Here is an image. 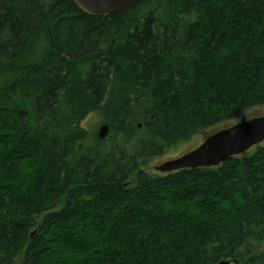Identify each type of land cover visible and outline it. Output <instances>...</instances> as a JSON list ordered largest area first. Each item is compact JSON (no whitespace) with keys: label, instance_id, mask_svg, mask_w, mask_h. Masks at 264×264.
Wrapping results in <instances>:
<instances>
[{"label":"trees","instance_id":"1","mask_svg":"<svg viewBox=\"0 0 264 264\" xmlns=\"http://www.w3.org/2000/svg\"><path fill=\"white\" fill-rule=\"evenodd\" d=\"M258 106L264 0H0V264H264V145L144 170Z\"/></svg>","mask_w":264,"mask_h":264},{"label":"water","instance_id":"2","mask_svg":"<svg viewBox=\"0 0 264 264\" xmlns=\"http://www.w3.org/2000/svg\"><path fill=\"white\" fill-rule=\"evenodd\" d=\"M140 0H73L84 13L92 16H107L121 12ZM140 127V126H139ZM108 128L101 127L98 139L104 140ZM264 142V116L240 121L207 136L197 148L155 168L160 175L180 170L217 168L228 158L240 156ZM127 184L124 185L126 187ZM216 264H234L223 260Z\"/></svg>","mask_w":264,"mask_h":264},{"label":"rangeland","instance_id":"3","mask_svg":"<svg viewBox=\"0 0 264 264\" xmlns=\"http://www.w3.org/2000/svg\"><path fill=\"white\" fill-rule=\"evenodd\" d=\"M264 116V106L261 107H253L245 112L242 113L241 117L235 119L234 121H228L226 123L219 124L216 126L213 130H204L196 135H194L189 141L180 143L176 146H174L172 149L168 150L166 153H164L161 156L154 157L149 165L144 168L145 172L151 176L160 175L155 171V168L159 166L160 164L164 163L165 161L172 160L175 158H178L189 151L197 148L201 143L204 141V139L210 135L213 131L224 129L235 122L240 121H246L252 118L261 117ZM102 119L97 113L90 114L85 121L83 122L84 129L89 133H97L98 128L103 125ZM108 136V135H107ZM260 145H264V142ZM259 145V146H260ZM257 147V146H256ZM255 148V147H253ZM241 156V155H240ZM22 259V255L18 257L15 261V264H20V261Z\"/></svg>","mask_w":264,"mask_h":264},{"label":"bare ground","instance_id":"4","mask_svg":"<svg viewBox=\"0 0 264 264\" xmlns=\"http://www.w3.org/2000/svg\"><path fill=\"white\" fill-rule=\"evenodd\" d=\"M127 9V8H126ZM125 10V9H124ZM123 11V10H122ZM103 126H106V125H101L99 128H98V131H97V135H98V132H99V130L101 129V127H103ZM107 127V126H106ZM108 128V127H107ZM217 131V130H216ZM108 132H109V129H108ZM98 138V137H97Z\"/></svg>","mask_w":264,"mask_h":264}]
</instances>
